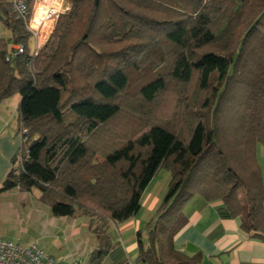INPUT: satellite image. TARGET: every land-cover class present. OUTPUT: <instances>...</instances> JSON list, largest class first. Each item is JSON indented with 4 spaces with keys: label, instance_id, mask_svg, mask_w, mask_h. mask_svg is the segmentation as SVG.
I'll list each match as a JSON object with an SVG mask.
<instances>
[{
    "label": "trees",
    "instance_id": "obj_1",
    "mask_svg": "<svg viewBox=\"0 0 264 264\" xmlns=\"http://www.w3.org/2000/svg\"><path fill=\"white\" fill-rule=\"evenodd\" d=\"M67 8L30 51L25 22L0 0L10 34L0 38V102L20 96L22 136L0 194L37 190L53 217L79 213L97 224L98 264L109 249L108 223L137 214L163 167L168 189L136 235L138 262L200 264V254L174 248L183 206L195 195L220 200L243 232L263 240L255 152L264 147V0H67ZM16 45L23 53L7 62ZM193 83L196 100L177 101L160 114L164 124L148 125L160 95ZM103 127L121 138L91 162L89 137Z\"/></svg>",
    "mask_w": 264,
    "mask_h": 264
},
{
    "label": "crops",
    "instance_id": "obj_2",
    "mask_svg": "<svg viewBox=\"0 0 264 264\" xmlns=\"http://www.w3.org/2000/svg\"><path fill=\"white\" fill-rule=\"evenodd\" d=\"M20 101V96L15 95L0 102V188L20 147ZM263 149L257 145L255 155L264 185ZM148 189L149 185L134 217L123 223H108L109 249L98 264H144L137 261L136 235L147 231L163 199ZM39 197L37 190L28 193L15 189L0 194V239L21 246L35 244L58 264H94L91 256L100 238H95L89 220L79 213L73 217H53L49 206L40 202ZM182 212L187 221L174 237L178 252L187 256L200 254V264H264V239L251 238L243 232L239 218H233L220 200L206 201L195 195ZM142 241L146 243V239Z\"/></svg>",
    "mask_w": 264,
    "mask_h": 264
},
{
    "label": "built area",
    "instance_id": "obj_3",
    "mask_svg": "<svg viewBox=\"0 0 264 264\" xmlns=\"http://www.w3.org/2000/svg\"><path fill=\"white\" fill-rule=\"evenodd\" d=\"M8 1L25 22L26 28L34 40L36 50L47 41L58 16L68 9L67 0L65 2L60 1V3H56L55 0ZM22 53L23 47L21 45L13 46L12 52L6 57V61L10 62ZM19 138L21 144L22 136L19 135ZM21 160V156H19L17 163L20 164ZM0 264H58V262L42 252L35 244L21 246L18 243L0 239Z\"/></svg>",
    "mask_w": 264,
    "mask_h": 264
},
{
    "label": "rangeland",
    "instance_id": "obj_4",
    "mask_svg": "<svg viewBox=\"0 0 264 264\" xmlns=\"http://www.w3.org/2000/svg\"><path fill=\"white\" fill-rule=\"evenodd\" d=\"M60 1L65 2V0H55L56 3H60ZM9 37V32L7 31V29L4 28L3 24L0 22V38L7 40ZM29 49L30 51H33V41L30 42ZM185 97L189 99L191 98L192 101L196 100V84L193 83L188 86L179 84L174 86L171 91H167L164 94L160 95V97L155 102V105L158 106L157 117L153 115H148V117H146L148 125L153 126L164 124V121L161 119L163 117L160 116V114L164 115L166 110H168L170 107H173L177 101H182ZM120 138L121 137L119 136V134L115 132L112 127H103L100 131L95 134L94 137H89L88 142L94 150L93 153H91L89 160L91 162H101L104 159V156L116 147ZM169 181V171L161 167L155 174L154 179L149 184L148 190H150V193H153L154 191V193H157L158 195H160V197H164L168 189ZM240 198L243 200L242 195L240 196ZM96 227L97 224L93 227L90 226L92 232L93 229ZM95 238H97L96 235Z\"/></svg>",
    "mask_w": 264,
    "mask_h": 264
},
{
    "label": "water",
    "instance_id": "obj_5",
    "mask_svg": "<svg viewBox=\"0 0 264 264\" xmlns=\"http://www.w3.org/2000/svg\"><path fill=\"white\" fill-rule=\"evenodd\" d=\"M97 1H98V0H95V3H96V4H97Z\"/></svg>",
    "mask_w": 264,
    "mask_h": 264
}]
</instances>
